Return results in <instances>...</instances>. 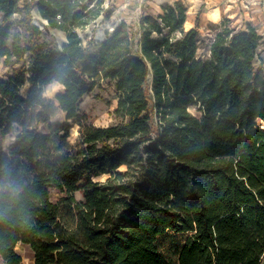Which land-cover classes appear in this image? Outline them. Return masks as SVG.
<instances>
[{"label": "trees", "instance_id": "obj_1", "mask_svg": "<svg viewBox=\"0 0 264 264\" xmlns=\"http://www.w3.org/2000/svg\"><path fill=\"white\" fill-rule=\"evenodd\" d=\"M187 11L151 10L138 42L126 22L96 41L104 0H0V264H22L19 244L34 264H262L263 36L225 19L201 58ZM100 80L118 98L107 127L80 111Z\"/></svg>", "mask_w": 264, "mask_h": 264}, {"label": "rangeland", "instance_id": "obj_2", "mask_svg": "<svg viewBox=\"0 0 264 264\" xmlns=\"http://www.w3.org/2000/svg\"><path fill=\"white\" fill-rule=\"evenodd\" d=\"M222 7L225 8L223 12L220 10L217 12L221 15L220 21L213 22V19H210V17H213L214 14H209L213 11V6L208 7L207 4H201L197 9H194L196 11L194 13L195 15L192 19H190L191 21L185 27L186 30L198 27V57L207 58L209 56L211 43L218 31L221 29L223 20L225 19L229 20L227 23L231 28L236 29H246L247 24H252L263 36L261 49L264 53V0H225ZM151 9L153 10V8L145 4L143 0H104V12L105 14H109L108 18L104 19L101 17L97 25H94L86 30V34L89 37L95 35L96 41H99L100 39L105 38L107 31L112 32V28L114 29V27L120 25L122 22H126L130 28V32L135 36L136 42H138L140 39L139 30L141 20L143 16H145V13H149ZM36 12L38 11L34 9V23L44 31L43 40L53 46L61 47L66 40L65 34L56 30L46 31L44 26L41 25L44 21L36 15ZM22 18L23 15L17 14L12 19L14 35L24 34L21 22ZM81 36L84 38V42L87 43L85 35ZM6 72L7 69L1 67L0 75H4ZM62 89L63 87L57 83L51 84L45 89V96L47 98L54 99L56 95L62 91ZM117 103L118 98L114 83L108 80H100L94 90L89 95L84 97L80 105V111L88 116L89 122L94 126L107 127L118 122L114 115ZM65 120L66 114L64 112H59L55 117H53L51 123L57 124L64 122ZM258 124L262 129H264L263 120H259ZM46 129L47 125L41 126L42 131ZM78 137L79 126L73 125L69 141L74 143ZM10 141L11 138L6 137L3 147L6 148ZM106 179L107 176L103 175L96 180L105 181ZM52 196L54 201L59 198L56 192H53ZM76 196L79 200L83 199L82 193L78 192ZM16 250L22 256V264H34V254L28 245L19 244ZM262 264H264V257Z\"/></svg>", "mask_w": 264, "mask_h": 264}, {"label": "crops", "instance_id": "obj_3", "mask_svg": "<svg viewBox=\"0 0 264 264\" xmlns=\"http://www.w3.org/2000/svg\"><path fill=\"white\" fill-rule=\"evenodd\" d=\"M177 1L183 2V4L188 9V11H187V21L185 23V27L191 21L190 19H192L193 16L195 15L194 13L196 11L194 9H197L201 4H207L208 7L209 6H213V9H212L213 11H211L209 14L210 15L214 14V16L210 17V19L215 18L217 15H219V17H221V15L218 14L217 12H219L218 10L223 12V10L225 9L224 7H222L223 2L225 0H143V2H145V4L151 6L153 8V10H156L159 13L162 12V6L163 5H165V4H172L173 5ZM140 7H141V5H140ZM146 14H149V13H145V15ZM205 14H206V12H205ZM215 14H216V16H215Z\"/></svg>", "mask_w": 264, "mask_h": 264}, {"label": "bare ground", "instance_id": "obj_4", "mask_svg": "<svg viewBox=\"0 0 264 264\" xmlns=\"http://www.w3.org/2000/svg\"><path fill=\"white\" fill-rule=\"evenodd\" d=\"M36 15L39 16V13L36 12ZM219 21H220V17L219 16H216L215 18H213V22H219ZM112 30H114V29L112 28Z\"/></svg>", "mask_w": 264, "mask_h": 264}, {"label": "water", "instance_id": "obj_5", "mask_svg": "<svg viewBox=\"0 0 264 264\" xmlns=\"http://www.w3.org/2000/svg\"><path fill=\"white\" fill-rule=\"evenodd\" d=\"M39 17H40V18H42L40 14H39ZM44 23H46V24H47V22H46V21H44ZM112 31H113V30H112ZM103 40H104V39H100L99 41H103Z\"/></svg>", "mask_w": 264, "mask_h": 264}]
</instances>
